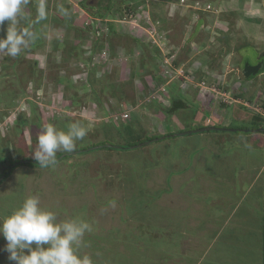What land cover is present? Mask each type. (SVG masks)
Wrapping results in <instances>:
<instances>
[{
  "label": "rangeland",
  "instance_id": "rangeland-1",
  "mask_svg": "<svg viewBox=\"0 0 264 264\" xmlns=\"http://www.w3.org/2000/svg\"><path fill=\"white\" fill-rule=\"evenodd\" d=\"M46 1L44 20H41L44 25L41 28L32 17L33 4L29 7L27 0H22L17 22L8 24L6 21L5 27L2 25L4 28L0 31V38H5L7 31L13 29L29 34L25 37L28 40L27 47L23 48L25 52H28L27 48L30 46L35 52L39 45L38 52L43 50L42 53L46 55L43 59L39 57V53L35 54L36 59L43 61L44 67L36 65L38 63L33 59L32 71H29V54L11 57L6 50L0 49V217L10 215L25 198L36 195L40 198L41 207L54 211L58 221L75 217L92 226V231L84 236L87 246L81 247L77 254H87L93 264H170L173 260L184 259V256L176 252L183 254L182 248L191 242V235L204 221L202 216L199 217L200 223L197 221V210L202 207V212L207 211L209 214L211 203L203 201L207 205L205 207L201 202L189 201L188 196H185L186 200H179L176 210H170L173 206L156 205V202L167 204L168 197L175 194L170 192L175 181L172 177L174 171L181 168L179 172L182 180L191 177L200 183L201 175L196 176L189 170L201 168L202 162L195 161L196 153L205 149L211 155L208 157L207 166L212 172L221 167L222 172L228 174L237 171L245 162H264L263 138L255 133L257 129L264 127V118L254 116L252 110L244 106L259 98L262 101L264 96V23L257 20L259 13H253L252 10L256 9L251 8L255 6H251L250 0L241 8L236 0V14L231 16L229 14L232 9L228 4L224 5V0H86L88 6H93L95 15H103L111 20L119 19L125 11L132 9L129 7L135 6L127 5L136 4L137 1L140 5L134 9L137 8L136 13L141 19L154 20V23L165 19V22L161 26L156 24L159 28L154 33L144 28L143 32L134 33V37L129 35L130 32L121 34L122 27L130 30L133 29L132 25L118 24L119 36L107 38L109 51L103 54L102 75L98 78V81L103 82L93 84L84 77L79 79L85 85L78 86L76 82L67 83L62 78L57 80L60 87L53 89L54 79L61 76L80 77L85 69L82 70L71 61V55H77L73 40L79 35L74 31L61 32L50 27L51 11L55 10L66 18L65 25L72 23L78 27L79 20L76 18L79 17L74 18L72 15L74 7L68 5V0ZM262 1L264 3V0H260ZM84 8L92 16L93 12ZM262 8L263 14L264 5ZM56 19L57 16L54 17V23ZM115 24L110 25V28L117 27ZM80 29L78 34L84 38L88 31L83 26ZM218 34H233L236 40H232V45L220 44L221 38ZM40 37L42 40L39 43ZM50 40H56L55 46L58 47L52 48L54 42L50 43ZM142 42L146 45H142ZM153 51L156 53L154 58ZM164 53L176 58L173 68H191L195 82H206L201 87L209 86L210 82L224 91L231 87L236 89V85L240 86L243 95L236 98L243 104L235 106H221L220 98L213 95L211 105V96L203 95L204 92L195 96V99H199L202 95L201 105L204 109H210L204 113L209 122L223 123L221 119L225 120L224 125L228 126L223 129L219 127L224 132L207 131L190 135L184 132L174 134L173 138L164 141H151L152 138L163 136V123H148L146 120L139 123L137 118L132 117L127 126H122L121 123H115V115L111 113L104 115L102 119V113L92 116V120L86 116L94 109L89 103L90 100L98 96V101L101 103L102 100L105 106L113 109V113L125 114L126 104H130L135 98L131 92L134 89L133 83L123 82L116 75L121 74L123 79L121 69L134 66L136 71L138 65L141 66L144 62L147 63V68H153V73L155 71L157 75L163 76ZM247 64H262L259 71L261 73L245 77L243 72ZM108 72L111 78H105ZM147 73L153 75L149 71ZM203 73V79H196ZM208 74H213L212 80H209ZM42 79L46 83L44 88H40V92H36L34 87L29 90V84L38 85L43 82ZM141 79L142 77L137 80ZM193 79L191 80L194 81ZM176 84L169 86L168 93L171 98H163V104H168L169 99H178L179 92L181 95L183 92L187 94L192 86L188 84L181 89ZM120 93L125 97V102L119 99ZM181 98L186 99L185 95ZM76 101L80 103L75 107ZM154 102L156 101H143L140 114L149 115L150 110L148 114L145 108ZM189 105L188 109L176 112L184 129L187 128L188 118L193 117L194 107L190 100ZM233 107H236L234 113ZM11 114L17 115L16 120ZM20 117L25 120L24 124L20 123ZM255 117L261 118V121L254 120ZM18 123L20 125L17 127ZM72 123H79L87 130V135L76 141L74 149H82L84 152L81 150L79 154L67 156L60 151L56 155L57 162L51 167L42 168L39 164L28 163L30 160L36 162L33 153L37 136L43 127L53 124L58 130L66 132ZM173 124L171 118L165 122L166 128ZM108 144L130 148L113 150L106 146ZM207 147L211 149L207 150ZM21 160L27 163L18 164ZM214 180L213 189L219 192L215 186L217 180ZM180 183L181 188L187 187L188 181L183 180ZM183 228H186V236L179 233ZM5 245L6 241L0 236V264H14L8 260V253L4 251ZM152 249L159 252H153ZM167 249L172 250L169 253ZM162 259L165 262L161 263Z\"/></svg>",
  "mask_w": 264,
  "mask_h": 264
},
{
  "label": "crops",
  "instance_id": "crops-1",
  "mask_svg": "<svg viewBox=\"0 0 264 264\" xmlns=\"http://www.w3.org/2000/svg\"><path fill=\"white\" fill-rule=\"evenodd\" d=\"M250 1H251V6L256 7L255 8L250 6L251 8L256 9V10H252L253 13H255L256 15L257 12L260 15L257 20H259L260 22L263 21L264 23V13L262 14L263 11L262 7L264 5L263 1L262 2H260V0H250ZM246 2L247 0H238L237 5L241 8L243 7V5L246 4ZM225 3L228 4L232 9L231 10L232 13L229 15L231 16L233 13L236 14V0H224V5ZM37 5L38 6L36 7V10L34 9L32 12L34 19L37 20L36 22L39 23V26L41 28V25H44L42 24L43 22H41V20L44 18V15L40 20L36 18L37 14L39 13V9L41 8L40 5L42 4L37 3ZM53 12L51 11L52 21H54V17L57 16V14H54ZM5 23L6 22H4L3 24L4 27H5ZM50 27H53V30L56 31L57 28L56 24L52 26L51 23ZM111 28L115 30V26ZM64 31L66 32L68 30L65 29ZM116 31L118 32L120 31V29L117 28ZM125 32H128L127 34H129L130 32L129 35L134 37L133 33H135V30L133 29L128 30L127 27H122L121 34L124 35L126 34ZM115 36H119V34L117 33ZM218 36L219 38H221L220 44L222 43L225 45H232L233 42L232 40H236L235 39L236 36H233V34L232 35L227 34L224 36L218 34ZM63 39H67V38L63 37ZM54 41L55 40L53 41L50 40V43ZM73 41H75V39ZM217 43L219 44V40L217 41ZM39 47L40 46L38 45L37 50L34 52L30 46V48L29 47L27 48L28 52H25L26 50L22 49V51L19 54L21 56L29 54L27 56L31 57V60L28 61L29 63L31 61L30 64L28 63L29 71H32V66L34 64L32 62L33 59H35V62L38 63L36 65L38 66L41 65L42 67H44L43 66L44 63H42L43 61H40L35 58V54L39 53L40 54L39 57L45 59L46 55L43 54L44 52L42 53L43 50L41 52H38V50L40 49ZM45 47H47V45L44 46V49ZM56 47L58 46H55V48ZM138 66L139 67L136 71L134 66L126 70L125 68L121 69L123 70L122 76L124 77L122 79L121 74H118L116 75L119 76L117 77V79L123 80V82L129 81L130 79H134V82L136 80L140 88L141 85L142 86L144 85V87L146 88L148 84L146 81L147 75L149 76L147 72L153 71V68L151 66L150 68H147V63L145 64L144 62H142L141 66L140 65ZM114 74H116V72H114ZM141 77H142L141 80H137ZM212 79H213V74L209 75V80ZM41 81L44 82L43 79ZM43 82L39 83L38 85H34L33 83L29 84L28 85L29 90H31V88L33 89L34 87L36 92L38 90L40 92V88H44L45 86L44 84L46 83ZM59 87L60 85L53 83L52 86L53 89L55 88L57 89ZM143 91L144 90L141 89V95L137 98V100L134 98L130 102V105L133 104V108L138 107L137 105H139L140 101L143 100L142 98H140L141 96L145 95V92ZM197 93H198L197 89L191 88L187 94H185L184 92L182 93V95L180 92L177 93L178 95L180 94L179 96H177L179 98L170 99L168 104H163L161 102L156 101L150 105H147L145 109H147L148 114L150 110V114L149 115L140 114L137 117L138 120L137 122L143 123L144 120H146L148 123H163L162 126L163 131L161 132V134L163 135L161 137L163 139L161 137L159 138V140H163V141L169 138H173V137H168L169 135L182 134L184 132H186L185 134L190 135L188 134V131L194 129H200V128H202L203 130L193 134L203 133L207 131L224 132L225 130L221 131V129H223V127H227L228 124L224 125V121H225L224 119L223 120L221 119L223 123L209 122V119L207 118V116L206 117L204 116V113L208 112L210 109L209 110L204 109L203 106L201 105L202 95L199 97V99L198 98L195 99V96H198ZM183 95H185L186 99L181 98V96ZM176 100L178 101L184 100L183 102L186 104V108L188 107L190 100V102L194 107L192 111L193 117L188 118L189 121L186 122V127H187L185 128L186 130L184 129L183 124H181V121L177 118L176 112L173 114L170 113L168 114V112L171 111L172 103H174ZM223 106L230 107L228 105H223ZM101 108L103 107L101 106ZM235 110L236 107H233L232 112L234 113ZM133 112H135V109L133 110ZM170 115L171 117H169ZM144 116L147 118H145ZM170 118H171V123L174 124L173 126L170 125L169 128H166L165 122L166 121L168 122ZM16 125L17 127L19 126V124ZM219 127L221 129H219ZM255 133L263 138V143H264V131L262 132L256 131ZM262 147L264 148V145ZM208 149L211 148L207 147V150ZM205 151L206 149L201 153H196L197 158L195 161L199 160L202 162V163L200 162L201 168L195 171L189 170L196 176H198V174L201 175L200 183L198 180L194 178L185 177L183 180L188 181V183H186L187 187L181 188L180 182L183 181L181 179V173L179 172L181 168L175 170L173 173L174 175L172 176L174 177L175 181L172 183V187H170V192H175V194L170 195L168 197L169 201H167V204L164 202V204L162 205V204H157L156 202V205L159 206H164V207L173 206L170 207V210H176V206L179 205L178 203L179 200L181 202L186 200L185 196H188L189 201L191 200L199 201L205 207H207V205H205L203 201H208V203H211L209 207L210 210L209 214L207 211L202 212L203 210L202 207L201 210H197L198 215L195 214L197 221L199 222L200 216H202L201 218L204 221L201 222V224H199L201 226L197 227L196 232H194V234L191 235L190 237L191 242H189L188 244L185 245L184 248H182L183 254L177 248H174L176 251H179V252L175 251L176 254L179 253L180 256H184L185 258L182 260H180L181 259L180 258L179 259L180 261L173 260V262H171L170 264H188V263L190 264H264V162H260V161L255 162V160H254L255 162L254 164L252 163L250 164L248 162L247 164H245L246 163L245 162L243 165L241 164V167H239L237 171L235 170L228 174H224L222 172L221 167L219 170L217 169L215 172H212L211 168L208 169L207 166V162L209 160L208 157H210L211 155H209ZM204 158H205V162H204ZM214 179L217 180V184L215 186L218 187L219 192H216V190L213 189V184L215 182ZM190 186L191 188H189ZM185 229L186 228H183L179 231V233L182 234V236L187 235ZM163 232H168V231H163ZM152 248L155 247L153 246ZM167 250L169 251L172 249H167ZM152 251L156 253L159 252L158 250H154V249H152ZM171 253H173V251ZM166 257L168 256L166 255ZM164 260L165 259H162L161 263L165 262ZM166 261H170V260H166Z\"/></svg>",
  "mask_w": 264,
  "mask_h": 264
},
{
  "label": "clouds",
  "instance_id": "clouds-1",
  "mask_svg": "<svg viewBox=\"0 0 264 264\" xmlns=\"http://www.w3.org/2000/svg\"><path fill=\"white\" fill-rule=\"evenodd\" d=\"M21 4L22 0H0V25L6 21L15 24ZM28 35L14 29L7 31L6 37L0 38V49L16 57L27 47L28 40L25 37ZM197 91L201 94L200 89ZM89 103L94 108L91 112L102 113V117L106 115V110L100 105L92 100ZM102 107L106 106L103 104ZM41 130L33 156L42 168L54 165L60 151L73 153L76 141L87 135V130L79 123L70 124L66 132L58 130L53 124ZM91 231L92 226L79 218L58 221L54 211L41 207L40 198L36 195L25 198L10 215L0 217V236L6 241L4 251L8 253V260L14 264H93L87 254H77L81 247L87 246L84 236Z\"/></svg>",
  "mask_w": 264,
  "mask_h": 264
},
{
  "label": "trees",
  "instance_id": "trees-1",
  "mask_svg": "<svg viewBox=\"0 0 264 264\" xmlns=\"http://www.w3.org/2000/svg\"><path fill=\"white\" fill-rule=\"evenodd\" d=\"M62 1H66V0H62ZM47 1L46 0H27V4H28V6L29 7H31V4H33V10L35 9L36 10V7L38 6L37 5V3H41L42 5H40L41 6V8L39 9V13L37 14V19L38 20H40L42 17H43V12H44V10H45V3H46ZM68 3H70V1H68ZM81 5L83 6V7H86L87 9H89L90 11H92V9H93V6H88L87 5V2H86V0H81ZM70 7H72V4L70 3V4H68ZM135 5V6H134ZM140 5L139 4V2H137L136 1V4L135 3H133V4H128L127 6L129 7V6H134V7H137L138 8V6ZM134 7H129V8H132V9H130V10H128V12L127 11H125V13L124 14H122L121 15V17L118 19V18H115L116 20H120V19H122L123 17H127V18H129L132 14H136V9L137 8H135L134 9ZM21 9H22V7H21ZM31 9V8H30ZM72 9V8H71ZM95 10V9H94ZM25 11H27V10H25ZM25 11H23L24 13H25ZM28 12V11H27ZM29 12H31L30 10H29ZM93 12V11H92ZM54 14H57V17H58V19H56V23H54V21H52V25H55L56 24V26H57V28L56 29H58V30H60L61 32L62 31H64L65 29H67V30H69V31H74L77 35H79L78 37H76V39H75V41H74V48H76L77 49V52L75 53V54H77L76 55V57L74 56V54H72L71 55V58H72V60L71 61H74L75 62V65H79L80 67H81V69L83 70V69H85V71H84V73H83V75L81 76L80 75V77H76V78H74V77H71V78H69V77H66V76H61V77H58L56 80L54 79V81H55V83L57 84V85H59L58 83H57V80L58 79H62V78H65V79H63V80H65V82H76L77 84H78V86H81V84L84 86L85 84H83V82L82 81H80V79L79 78H86L88 81L90 80L93 84H96V82H99V83H102L103 81H98V78H100L101 77V75H102V67H103V60H102V58H103V54L104 53H107L108 51H109V46H108V40H107V38H109V36H111V35H113V36H115L118 32L116 31V29L117 28H119L118 26V23H116L115 25H117V27L115 26V30L114 29H112V28H110L111 30L109 31V33H108V37L106 38V37H104V34H102V35H100V36H95V35H97V32L99 31L98 29H97V24L95 23V22H91L90 23V25L89 26H85V28H86V30L88 31L87 32V34L84 36V38H81L80 37V34H78L79 32H80V26L82 27L83 26V24H84V21L83 20H79L78 18H76L77 16L76 15H74V14H72L73 16H75L74 18H76V19H78L79 20V26L77 27V26H75V24H72V23H70V24H64V21L66 20V18H64L63 16V14L61 13H59V12H57V11H55V12H53ZM94 13V12H93ZM30 14V13H29ZM94 15H95V13H94ZM97 16H99L100 18H104V16L103 15H95V17H97ZM33 17V16H32ZM162 20H164V21H162ZM161 20V22L160 21H158L159 23H160V26H161V24L162 23H164L165 22V19H162ZM154 22H156V21H154V20H152L151 22H149V21H147L146 19H141V21H140V23L142 24V26L144 27V28H147V29H149V30H151L152 31V29H153V23ZM69 23V22H68ZM163 25V24H162ZM62 26V27H61ZM83 28H84V26H83ZM132 33V32H131ZM92 34V35H91ZM134 34V33H133ZM135 34H137L136 32H135ZM80 37V38H79ZM110 40V39H109ZM38 42L40 43L41 42V39H39L38 40ZM37 42V43H38ZM55 44H56V40L54 41V46H55ZM146 45V43H143L142 42V45ZM52 47V48H55V47ZM154 50H156V49H154ZM154 53H152V55H153V58H154V55L156 54L155 53V51H153ZM157 52H159V51H157ZM158 55H159V53H158ZM155 57H157V56H155ZM70 58V59H71ZM74 58V59H73ZM76 58V59H75ZM152 59V58H151ZM153 60V59H152ZM163 60V59H162ZM74 64L72 65V66H75ZM163 66V65H162ZM159 68H161V66H159ZM162 69V68H161ZM114 70H115V67H114ZM156 70V69H155ZM188 70H190V71H193L191 68H189ZM65 71V70H64ZM117 72V71H116ZM151 74H153V75H149V76H147V86H146V84H145V86H146V88L144 87V85L142 86L141 85V88H140V86L138 85V83H137V81H136V83L134 82V79H130L129 81H127V82H131L132 81V83H133V88L134 89H132V91L131 92H133L134 93V96H135V98H138L140 95H141V89H143L144 91L143 92H145V95H143V96H141L140 98H142L143 100L142 101H140V103H139V105H137L138 107H134L133 108V104L132 105H130V104H126V107H125V111L127 110V111H130L129 112V115H128V118H127V120H125V121H117V122H115V123H121L122 124V126L123 125H125L126 123H129V121L132 119V117H135V118H137L139 115H140V113H139V111L141 110V103L143 102V101H149V100H151V101H158V102H162L163 103V98H166V97H168V98H170V95H169V93H168V90H169V86L172 84V83H167V78L165 77V76H162V75H157V73L154 71V73L152 72V71H149ZM104 73H105V71H104ZM261 72H259V74H260ZM193 74V73H192ZM203 75H204V73L203 74H201V75H199V76H197L196 77V79L198 78V77H200L201 79H203L202 77H203ZM76 76V75H75ZM109 76H111L110 74H106V77L105 78H109ZM145 77H146V75H145ZM195 77V76H194ZM111 78V77H110ZM200 79V80H201ZM107 80V79H106ZM105 80V81H106ZM201 81H199V82H196V84H194L193 86H192V88H195V89H199V87L197 86V83H200ZM131 83V84H132ZM146 89V90H145ZM133 90H135V91H133ZM231 90V91H230ZM231 92L233 95H234V97H237L238 95H240V94H242L243 95V91L241 90V88H240V86H237L236 85V89L235 88H233V87H231V89H229V90H227V92ZM118 96L120 97L119 99L122 101V102H125L124 101V99H125V97H123V94H118ZM69 100H70V98L68 97V96H66ZM98 98H99V96L97 97V98H95V99H93L92 98V101L94 102V103H96V105H100V106H102L103 105V102H102V100H101V103H98L99 101H98ZM154 98V99H153ZM70 101H72V100H70ZM98 101V102H97ZM169 101H170V99H169ZM80 102H78V101H76V104H74V106L76 107L78 104H79ZM98 103V104H97ZM106 108H108L107 106L106 107H103V109L104 110H106V112H105V114L106 115H108L109 113H111V114H114V115H116V113H113L114 111H113V109H111V108H108V109H106ZM184 108H186V104L181 100V101H178V100H176L174 103H172V107H171V111H169L168 112V114L170 113V114H173V113H175V112H177L178 110H182V109H184ZM135 109V112H133V110ZM126 111V112H127ZM261 118H259V117H255V119L254 120H257V121H261L260 120ZM138 121V120H137ZM20 123H25V120H22V118L20 117ZM20 123H18L19 125H20ZM112 123H113V121H112ZM22 125V124H21ZM104 126V125H103ZM125 126H127V124L125 125ZM260 129H264V127H262V128H259V129H257L256 131H259ZM203 129L202 128H200V129H194V130H190V131H188V134H193V133H196V132H200V131H202ZM259 132H262V131H259ZM174 135H169L168 137H173ZM151 141H153V140H159V138H152V139H150ZM144 142H140V144H143ZM108 148H111V149H128V148H130V146H126V147H119V146H115V145H112V144H108V145H106ZM95 148H97V147H95ZM136 148V147H135ZM81 150L82 149H80V150H76V151H73V153L74 154H79V152H81ZM82 152H84V150H82ZM69 154H67V156H68ZM60 158V157H59ZM33 161V160H32ZM31 160H30V162H28V163H35V164H39L37 161L36 162H32ZM57 162V161H56ZM24 164V163H27L25 160H21L20 161V163H18V164ZM17 164V165H18ZM8 176V175H7ZM6 176V177H7ZM6 177H5V179H6Z\"/></svg>",
  "mask_w": 264,
  "mask_h": 264
},
{
  "label": "built area",
  "instance_id": "built-area-1",
  "mask_svg": "<svg viewBox=\"0 0 264 264\" xmlns=\"http://www.w3.org/2000/svg\"><path fill=\"white\" fill-rule=\"evenodd\" d=\"M68 1H70V3L72 4V7H74V13L73 14L76 15V16H78L79 17L78 18L79 20H82L84 18L83 19V21H84L83 26L84 27L85 26L86 27L89 26L91 22H95L97 24V29L99 30L97 32V36H100V35L104 34V37L107 38L108 37V33L111 30L110 29V25H112L113 23L130 24V25L133 26V29L135 30L136 33L143 32L144 31V27L140 23L141 16L138 13L132 14L129 18L123 17L120 20H111V19H108V18H100L98 16L95 17V15H93L94 13L92 14V16H93L92 17L91 15H89V11H87L81 5V3H80L81 0H75V2H73V0H68ZM113 21H116V22H113ZM147 21L151 22L152 20L149 19ZM133 22H135V24ZM156 24H159L160 25L159 22L153 23V29H152V32L153 33L156 32L155 30L157 28H159V25L157 26ZM2 25H0V31L2 30ZM173 56L174 55H171V54L166 55V53H164L162 55V57H163L162 63H163V67H164V70H163L164 75L163 76H165L167 78V83L168 84L169 83H177L180 86L181 89L184 88L188 84L194 85L195 84L194 81L191 80V79H193L192 77H194V72L193 71H190V70H185L184 69V66H182L181 68H173L172 67V64L176 60V58H173ZM171 60H172V62H171ZM208 76H209V74H208ZM179 77H181L182 79H180ZM173 80L175 82H172ZM176 80H180V81H176ZM205 83L206 82L201 81L200 83H197V86L200 88V91L202 92V94L204 92L203 95H205V96H209L210 95L211 96V99L209 101V102H211V105H212V95H213V97L216 96V97L220 98V105L225 104V105L232 106L234 104H243V103H240L238 101V99L235 98L234 95L230 91L227 92V91H224V90L219 89L217 87H214L212 85V82H210L209 86H206L205 88L204 87H201V84H205ZM258 94H260V93H258ZM257 95H256V97H257ZM27 99L31 100L30 97H27ZM262 99H263L262 101H261V98H259L257 101L254 99L255 101H252V103L248 102L244 106H248L252 110L254 116L259 115L262 118H264V96H263ZM22 110H24V105H23V109ZM129 112L130 111H127L125 114H120V115H117L116 114L114 116V118L117 121H125L128 118ZM89 113H92V114H89ZM87 114L88 115H86V116H89V118H91V120H92V116L94 117V115L95 116L99 115L98 113H94V112H91V111L88 112ZM11 115L16 120V116L17 115L16 114H14V115L11 114ZM102 118L103 117L101 116V119ZM12 124H15V123H12Z\"/></svg>",
  "mask_w": 264,
  "mask_h": 264
},
{
  "label": "water",
  "instance_id": "water-1",
  "mask_svg": "<svg viewBox=\"0 0 264 264\" xmlns=\"http://www.w3.org/2000/svg\"><path fill=\"white\" fill-rule=\"evenodd\" d=\"M261 68H262V64H258L256 66H250L247 64L244 68L243 75L247 78L253 75H257L259 71L261 70ZM209 129H212V128H209ZM259 131H264V129H260ZM71 154H74V153H71Z\"/></svg>",
  "mask_w": 264,
  "mask_h": 264
}]
</instances>
